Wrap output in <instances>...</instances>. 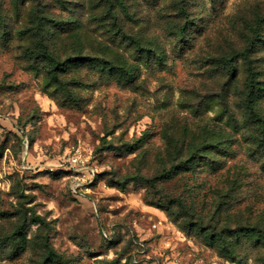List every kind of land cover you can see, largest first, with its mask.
Listing matches in <instances>:
<instances>
[{"label":"rangeland","instance_id":"rangeland-1","mask_svg":"<svg viewBox=\"0 0 264 264\" xmlns=\"http://www.w3.org/2000/svg\"><path fill=\"white\" fill-rule=\"evenodd\" d=\"M251 227L264 0H0V264H264Z\"/></svg>","mask_w":264,"mask_h":264},{"label":"trees","instance_id":"trees-1","mask_svg":"<svg viewBox=\"0 0 264 264\" xmlns=\"http://www.w3.org/2000/svg\"><path fill=\"white\" fill-rule=\"evenodd\" d=\"M185 14V13H184ZM184 14H182V12L181 11H179L178 12V15L180 16V15H184ZM189 24V23H188ZM186 30H187V28H186V26H183L180 30H179V32H178V36H180L181 38H184L185 37V33H186ZM61 65H63V64H61ZM65 65V64H64ZM225 67H226V69L229 71V70H231V69H233V66H231V64H230V61H226V63H225ZM58 69H62V68H58ZM132 75V74H131ZM121 77L122 78H126V79H128V77H130V75L129 74H127V73H125V72H122V74H121ZM251 77H252V74H251ZM247 88H248V94H247V96H246V110L249 112V113H253V112H255V107H254V104H253V102H254V96H255V88H254V84H253V82H251L248 86H247ZM218 148V147H217ZM188 161V160H187ZM208 164V163H207ZM221 165V164H220ZM251 232L252 233H254V234H256V233H261L262 234V240H263V243H264V232H262V231H258V227H251ZM257 240H259V239H257ZM256 240V241H257ZM211 241H213V238L211 237ZM221 251H228V252H226L227 253V255H230L231 254V252H229V249L228 248H226L225 246H222L221 247ZM49 253V256H53V253L52 252H48Z\"/></svg>","mask_w":264,"mask_h":264},{"label":"built area","instance_id":"built-area-1","mask_svg":"<svg viewBox=\"0 0 264 264\" xmlns=\"http://www.w3.org/2000/svg\"><path fill=\"white\" fill-rule=\"evenodd\" d=\"M81 163H83V162L81 161V159L78 156H73L70 159V165L72 167H79Z\"/></svg>","mask_w":264,"mask_h":264}]
</instances>
